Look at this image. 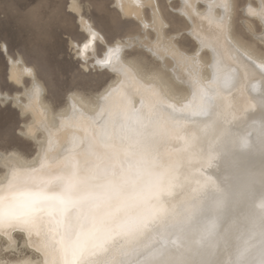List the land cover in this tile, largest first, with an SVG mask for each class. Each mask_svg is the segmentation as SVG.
<instances>
[{
	"label": "rangeland",
	"instance_id": "obj_1",
	"mask_svg": "<svg viewBox=\"0 0 264 264\" xmlns=\"http://www.w3.org/2000/svg\"><path fill=\"white\" fill-rule=\"evenodd\" d=\"M76 1L82 15L93 24L106 42V44L96 42L95 52H88L86 62L78 57L74 46V44L81 46L87 41L88 36L81 30L77 15L70 10L72 0H0V90L3 93L14 95L24 92L23 87L10 80L7 54L14 59L21 57L27 66L34 69L38 81L44 88V101L56 113L66 106L70 94L75 93L93 101L114 79L113 74L107 69H101L95 64L96 58L101 57L106 45L110 46L118 40L138 38L153 45L174 43L188 55H192L200 48L190 33L189 22L180 13L183 0H155L159 8L157 18L150 7H144L143 19L146 24L148 23L147 28L138 20L124 16L117 9L115 0ZM233 3L235 7L232 23L235 38L264 58V45H261L257 36L247 28L250 25L256 35H262L264 25L245 12L248 5L258 9L259 2L233 0ZM197 8L203 11L206 4L199 2ZM160 18L167 27H160L158 24ZM176 33H182L181 38L170 42L169 37ZM3 45L7 51L3 50ZM209 47H205L200 53L205 65H213L214 55ZM148 51L146 47L136 42L125 47L122 53L127 60L139 64L146 73L162 72L163 62ZM166 62L171 68L176 66L170 57H166ZM86 66H89L88 69ZM220 67L223 73L234 74L237 81L240 80L236 75L238 74L236 68L228 69L226 64L223 66L220 64ZM207 69L204 71L208 72ZM214 74L212 73V76ZM164 75L170 80L173 79V73L168 70ZM31 84L29 78L24 79L25 87L30 88ZM184 87L188 90L187 85ZM184 87L176 85L175 89L177 92H186ZM262 87H258L256 94V98L259 97L258 99L263 102L261 112L255 111L256 113L246 116L244 120L238 119L231 121L230 124L226 123L224 118L215 116L204 121L211 122L209 130L211 134L207 137L209 139L206 140V146L200 150L199 157L211 164L204 174V177H207L206 181L211 183L196 201L189 206L181 207L180 213L182 216L185 214V217H182L184 219L179 221V218L175 217L165 227L156 228L155 234L142 246L121 251V257L118 258L122 259V264H264V79ZM234 90L222 91V96L225 93L229 95ZM139 96L140 94L132 96L134 105L136 102L139 106L141 100ZM21 100L27 102L26 96L23 95ZM223 109L225 108L221 107V110ZM164 112H167L168 119L179 121L181 124L201 119ZM217 116L221 117V113ZM158 119L149 126L160 125L163 119L161 114ZM100 122L101 120L98 126ZM32 123L33 116L30 113L22 115L12 102H0V154L16 152L26 159L37 156L38 143L45 140V135L40 129L36 132L37 142L29 138L26 131L27 126ZM105 130L107 131L100 130V137L104 143L113 142L117 139L114 133L120 131L117 128H113V133L111 130ZM246 134H250L248 135L250 144L242 149L240 141ZM212 135L219 138L218 144L207 154L208 141ZM75 137L60 149V153L78 138L81 139ZM50 140L54 142L53 150L57 149L56 136L49 135L48 144ZM204 154L207 155L206 158L202 157ZM217 161L221 162H218L220 165ZM4 174L6 169L0 166V177ZM176 180L177 178L173 179ZM13 239L14 247L10 248V241L0 237L1 260L43 258L42 254L33 250L36 247L33 248L31 241L26 240L19 232H14ZM109 258H113V255Z\"/></svg>",
	"mask_w": 264,
	"mask_h": 264
},
{
	"label": "bare ground",
	"instance_id": "obj_2",
	"mask_svg": "<svg viewBox=\"0 0 264 264\" xmlns=\"http://www.w3.org/2000/svg\"><path fill=\"white\" fill-rule=\"evenodd\" d=\"M256 1L259 2V8L257 9L259 10L262 6L261 0ZM199 2H204L206 4L205 10L201 11L197 8ZM212 2L213 0H192L196 12L200 15H192L190 12L188 15H185L183 12H187L188 10L183 9V7L180 10V13L191 26L190 33L192 37L200 46L195 61L174 59L169 52L166 51L169 47L168 45L171 43L166 42L161 45H153L147 43L144 39L138 38L137 40L130 39L118 41L121 42L123 50L125 47L136 42L142 47H146L149 50L148 52L163 62L164 69L162 72L146 73L139 64L133 60H127L123 53L121 54V60L135 73L136 81L132 85V90L134 92L139 94L143 93L145 88H153L159 93L160 98L176 107L182 106L191 99L192 89L190 80L192 75L198 74L204 82H207L212 79V73L216 72L218 62L219 66L220 64H222V66L226 64L228 69L236 68L235 70H237L238 74H235L240 77V80L237 81V83L239 82L237 84L238 86L235 90L233 89L234 92L229 95L225 93L222 96L221 93L218 103L225 109L219 110L215 118L219 117L222 119L224 116H228L229 118L234 116L235 119H232V122L238 119L244 120L246 116L250 114L253 115L255 111L258 112V110H260L261 112V108H263L262 100L258 99L259 97L256 98L258 91H253V87L255 86L256 89H258L259 86L262 87L263 85L259 65L264 63V58L260 57L256 54L257 52L255 53L253 49L243 45L235 38L232 23L234 9L228 20L223 24H217L214 20H211L205 15L208 11L207 5ZM115 3L117 9L124 16L134 18L142 23V25L146 23L143 19L144 7H150L156 18L159 16V8L155 0H140V5H137L136 0H119V6L118 0H115ZM215 3H219V0H215ZM70 10L77 15L81 30L86 33L88 37L89 26L92 31H95L99 36L103 37L101 33L95 29L93 24L82 15L81 8L76 0L75 4H73L72 0ZM213 13L216 20L223 15L219 7H215ZM258 21L261 23L259 19ZM261 25L263 26L264 24L261 23ZM247 28L254 36H257L258 42L264 45V34L256 35L250 25ZM103 41L104 44H106L104 37ZM96 42H99V40L93 43L88 52H95ZM204 42L210 43L209 46L212 45L208 47L211 48L214 55L212 57L213 65H205L200 57L201 51L205 47L207 48V44H204ZM74 46L77 50L78 57L82 58L80 55V46H76L75 44ZM2 48L4 51H7L5 45H3ZM88 52H86L82 58L85 62L88 60ZM188 56L191 57L192 55ZM7 57L8 60L11 61V63L9 62L10 80L16 85L23 87L24 92L21 94L9 95L0 90V102H12L22 115L30 113L33 116V123L27 126L26 135L37 142L36 132L42 129L45 140L43 142L39 141L37 156L35 155L31 159H26L16 152L0 154V166L6 169V174L0 177V189H3L7 185L14 165L19 166L18 171L20 172V180L23 179L26 171L34 167H39L47 152V139L51 134L56 136L58 140V148L51 152H47L48 163L53 168H55V164L52 158L62 156L63 152L60 153V149L66 146V144L68 145L70 139L75 137V135L81 139L88 136H97L96 154L99 158L101 169L112 166L116 162V154L121 153L124 147L123 140H120L122 135L120 131L117 132L115 130L117 133H114V135L117 139L110 143H104V140L102 142L100 128L98 126L100 120H98L97 117L105 108V96L111 89L122 82L123 77L111 69H107L113 74L114 79L108 83L93 101L72 93L67 97L66 106L55 113L44 101V88L38 81L34 69L27 66L21 57L14 59L9 56V54H7ZM166 57H170L175 62L176 66L171 68L166 62ZM222 61H224L225 64H223ZM88 67L89 66H86L87 69ZM26 68L31 69L30 74L25 71ZM206 68H208V72L204 71ZM167 70L173 73L172 80L165 77L164 72ZM25 78L31 80L32 84L30 88L25 87ZM34 85H39L41 88L38 97L32 96ZM176 85L181 87L187 85L188 90L184 87L187 90L186 92H177L175 89ZM125 90H128L127 85H125ZM23 95L26 96L27 102L21 100ZM137 100H140V98H137ZM113 103H118V101L114 98ZM135 105L138 106L136 102ZM166 113L167 112L161 111L163 119L160 125H148L145 128L147 131L145 132L143 130V133H145H141L140 137H138L136 159L139 161V170L138 174L126 189L128 200L120 213V220L126 224L128 233L119 249L120 253L124 250L129 251L131 248L133 249V247L137 248L139 245L142 246L144 242L148 239L150 240V237L155 234L156 228L161 229L165 227L175 217L179 218V221L180 219H184L182 217H185V214L182 216V213H180L181 207L189 206L192 202L196 201L198 197L203 195L206 186L211 183V181H206L205 178L207 177H204V174L207 173L211 164L206 163L204 159L199 157L201 153L200 150L202 151L203 147L206 146V140L209 139L207 137L211 134V132L209 133L211 122L209 123L208 121L205 123L203 119H191L193 120L191 123L181 124L179 121L174 122L170 118L168 119ZM219 113H221V117L217 116ZM219 118L218 120H220ZM108 130H111L113 133V128ZM104 131L107 130L104 129ZM103 133L102 135H104ZM105 134H107V132ZM76 137L75 139H77ZM218 140L219 138L212 135L208 141L209 144L207 147L209 149L207 154L211 153L213 148L215 149L214 145L218 144ZM206 156L205 154L202 155L204 158H206ZM218 162L220 161H217V164L220 165L221 162ZM174 178H177L178 181H173ZM113 179L118 180L119 178L115 177ZM13 236L14 232L10 233L9 238H7L11 244L10 248L12 246L14 247ZM0 237L5 236L0 235ZM29 240L32 246H34L33 248L38 247L36 237H32ZM115 254L116 251L114 250L101 257V259L106 262L110 256H114ZM118 257L117 255V258ZM42 259L41 257L37 259L28 257L19 261H5L0 259V264H35L37 260ZM110 259L112 258H109V260Z\"/></svg>",
	"mask_w": 264,
	"mask_h": 264
},
{
	"label": "snow or ice",
	"instance_id": "obj_3",
	"mask_svg": "<svg viewBox=\"0 0 264 264\" xmlns=\"http://www.w3.org/2000/svg\"><path fill=\"white\" fill-rule=\"evenodd\" d=\"M136 3L140 5V0ZM261 5L259 10L248 5L245 12L264 24V0H261ZM215 7L223 10L218 20L213 13ZM234 7L233 0H219V3L213 0L207 5L205 15L217 24H223ZM183 9L188 10L183 12L185 15L189 12L200 15L192 0H183ZM158 23L161 28L167 27L162 18ZM143 26L148 27L146 23ZM88 32L87 41L80 46L82 58L95 41L104 43L103 37L92 31L90 26ZM181 36L182 33H176L169 40L176 41ZM122 51L121 42L115 41L106 46L101 57L95 60L101 69H111L123 77L122 82L105 96V108L97 117L101 120L100 130L117 128L122 133L124 147L121 153L116 154V162L101 169L96 154L97 136H88L74 142L62 156L53 157V168L47 156V152L54 148V142L50 140L38 168L26 171L20 180L19 166L14 165L7 185L0 189V235L9 238L10 233L19 232L26 240L36 237L38 247L33 250L42 254L43 259L35 264H122L117 255L121 257L119 249L128 233L126 224L120 220V213L128 200L126 189L138 174L136 148L143 129L157 120L161 111L211 119L221 110L218 99L222 91L237 87L235 75L223 73L218 62L214 76L207 82L198 74L191 76V99L182 106L168 103L153 88H145L143 93H139L141 100L136 106L132 100V96L137 94L132 90L136 76L122 62ZM166 51L174 59L185 61H195L198 55L195 51L189 57L174 43ZM259 68L261 79H264V63ZM25 71L31 73V69L26 68ZM125 85L128 90H125ZM256 90L254 86L253 91ZM40 92V86L34 85L32 96L38 97ZM114 98L118 103H113ZM232 119L235 117L224 116L228 124ZM248 135L241 138L242 149L250 144ZM115 177L119 179H113ZM114 250L116 254L112 259L106 262L101 259Z\"/></svg>",
	"mask_w": 264,
	"mask_h": 264
}]
</instances>
